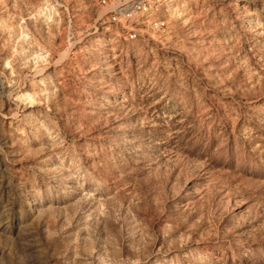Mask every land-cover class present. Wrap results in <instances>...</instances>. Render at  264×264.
<instances>
[{"label": "rangeland", "instance_id": "1", "mask_svg": "<svg viewBox=\"0 0 264 264\" xmlns=\"http://www.w3.org/2000/svg\"><path fill=\"white\" fill-rule=\"evenodd\" d=\"M160 3L0 0V264H264V0Z\"/></svg>", "mask_w": 264, "mask_h": 264}, {"label": "built area", "instance_id": "2", "mask_svg": "<svg viewBox=\"0 0 264 264\" xmlns=\"http://www.w3.org/2000/svg\"><path fill=\"white\" fill-rule=\"evenodd\" d=\"M162 0H100L103 7L109 8L110 22L116 25L124 36L131 41L139 37V26L148 23L149 25L159 24L157 16L162 7ZM157 20H156V19ZM164 25V24H162Z\"/></svg>", "mask_w": 264, "mask_h": 264}]
</instances>
